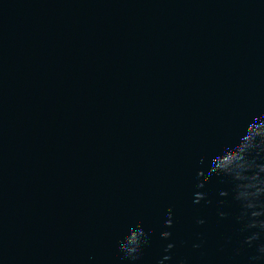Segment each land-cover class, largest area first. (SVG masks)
I'll return each instance as SVG.
<instances>
[{
    "label": "water",
    "instance_id": "water-1",
    "mask_svg": "<svg viewBox=\"0 0 264 264\" xmlns=\"http://www.w3.org/2000/svg\"><path fill=\"white\" fill-rule=\"evenodd\" d=\"M176 264H264V0H215L187 146Z\"/></svg>",
    "mask_w": 264,
    "mask_h": 264
}]
</instances>
